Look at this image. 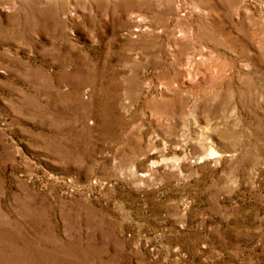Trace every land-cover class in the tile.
Returning a JSON list of instances; mask_svg holds the SVG:
<instances>
[{"label":"rangeland","instance_id":"rangeland-1","mask_svg":"<svg viewBox=\"0 0 264 264\" xmlns=\"http://www.w3.org/2000/svg\"><path fill=\"white\" fill-rule=\"evenodd\" d=\"M122 1L0 0L2 243L264 264V0Z\"/></svg>","mask_w":264,"mask_h":264},{"label":"bare ground","instance_id":"bare-ground-1","mask_svg":"<svg viewBox=\"0 0 264 264\" xmlns=\"http://www.w3.org/2000/svg\"><path fill=\"white\" fill-rule=\"evenodd\" d=\"M74 1H81V0H74ZM86 1V0H85ZM133 1L132 0H123L122 4H121V9L124 13H128L130 11L133 10ZM136 9V8H135ZM92 11V10H91ZM59 13V12H58ZM135 15V14H134ZM80 18V17H79ZM141 18V17H140ZM148 30V29H147ZM179 99V98H178ZM167 108V107H166ZM25 213V212H24ZM27 214V213H26ZM1 223V221H0ZM3 226L2 224L0 225V227ZM1 230V229H0ZM0 235H3L4 237H9L8 234H5L3 232L0 231ZM0 247H3L1 252H0V264H23L20 263V260H23V258H21V255L23 256V254H19L16 250H14V247L12 245L8 246L2 243L1 239H0ZM29 252V251H28ZM10 254L8 256H5V254ZM27 253V252H26ZM25 257V256H24Z\"/></svg>","mask_w":264,"mask_h":264}]
</instances>
